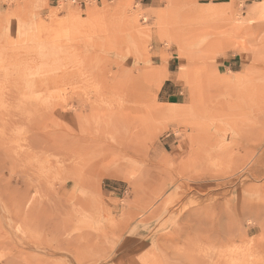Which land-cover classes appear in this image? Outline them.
I'll return each instance as SVG.
<instances>
[{"label": "rangeland", "instance_id": "1", "mask_svg": "<svg viewBox=\"0 0 264 264\" xmlns=\"http://www.w3.org/2000/svg\"><path fill=\"white\" fill-rule=\"evenodd\" d=\"M125 101L122 172L39 142L38 121L86 135ZM263 125L264 0H0V264H264ZM21 192L26 247L5 216Z\"/></svg>", "mask_w": 264, "mask_h": 264}, {"label": "bare ground", "instance_id": "2", "mask_svg": "<svg viewBox=\"0 0 264 264\" xmlns=\"http://www.w3.org/2000/svg\"><path fill=\"white\" fill-rule=\"evenodd\" d=\"M116 88L119 89L121 92H124V94H127V91H128L127 88L128 87L126 85L119 84V85H116ZM126 101L124 103L119 104L118 109L113 110V112H111L110 114H106L105 118L102 117V119H100V121H99V124L97 123V130L91 129L90 131H85L86 135L84 134V131H81V132L80 131H78V132L73 131L72 134L71 133L65 134L63 132H57V131L54 132L51 129V127L55 126V124H56L55 122L51 121V123H49L50 121H46L47 119L44 121L43 120L38 121L35 124L36 125L35 128L38 130L37 133H38V137H39L38 138L39 142L40 143L42 142V143L46 144L47 146L49 145V147L52 149V146L57 147L61 144L59 140L57 141L54 139L61 137V139L63 141H66L67 144L69 145V147H71L72 152L74 154V156L72 158L73 159L72 163L67 168L68 170H78V169L81 170L84 167V168H86V171H88V172L92 173L94 171V173L96 172L98 175H102V172L104 171L103 167L107 164V165H109V166L111 165L113 168H115L114 169L115 172H122L124 169H126L129 166V160L124 161L123 159L124 158L126 159L128 157V154H130V152L132 153L133 151H137L135 148V144H133L131 141H129L128 130H129V126L130 125L132 126L131 121L126 119L127 114H123L121 116V113H123V112L126 113L127 111L132 110L135 107ZM50 114L52 116L56 117L57 119L58 118L65 119L67 117V115H61L59 109L52 110ZM233 115L235 116L234 113H233ZM68 121H70L69 124L72 126H77L79 124H82V122H83L82 118L80 116H76V117H73L71 119L68 118ZM263 129H264V125H263ZM64 131H66V129ZM261 143H262V140H257L255 148L258 149L260 146H262ZM2 155H3V153H2ZM4 162L11 164V161L9 159H7V161L5 160ZM6 169H8V167ZM59 171L60 170H58V173H60ZM31 176H33V174ZM35 176H36V174H35ZM15 177L17 178V176H15ZM7 180L9 181V179H7ZM8 181H7V185H8ZM31 185H33V184H31ZM66 188H67V184L59 187V189L55 190L53 192V194H51L52 192L50 191L51 192L50 195H53V198H52L53 203H52L51 208L47 209V211H49V212L52 211L55 213H58V212L62 213V212H64V210L67 209L66 208L67 205L64 206L63 203H61L58 199V197L66 194ZM18 191L20 192V190H18ZM16 194H18V193H16ZM28 195L29 194H27V193L21 192L20 195L18 196L19 198L16 201L14 199L15 202L12 203V204H14L12 206V208L6 207V213H5L6 218H8L9 216H14L15 222H14L13 227L16 230L15 233H16V235L18 234V236L20 238V243L22 245L25 244L24 245L25 247H26V245L29 246V245L34 243L33 242L34 238L32 237V235L26 236L25 233H29L37 227L36 218L38 217L37 211H36L37 208L35 209V204H34V202H36V201L29 199ZM50 200H51V197H50ZM47 202H49V201H47ZM45 203H44V205H45ZM49 203H51V202H49ZM9 205H10V203H9ZM37 206H38V204H37ZM49 206L47 203V207H49ZM43 209L45 210L44 207H43ZM4 210H5V208H4ZM165 211H167V210H165ZM41 213H39V214H41ZM61 213L59 215H61ZM46 216L48 217V215H46ZM49 217H51V215ZM58 219H60V218H58ZM73 220H74V216L66 217L62 220V222H61L62 233L65 231L66 228H68L67 227L68 224H71V222ZM48 221H47V223H48ZM66 232L67 231H65V234H66ZM65 241L69 242L67 239ZM22 245H21V247H22ZM3 246H4V244H3ZM11 249H14V248H11Z\"/></svg>", "mask_w": 264, "mask_h": 264}, {"label": "crops", "instance_id": "3", "mask_svg": "<svg viewBox=\"0 0 264 264\" xmlns=\"http://www.w3.org/2000/svg\"><path fill=\"white\" fill-rule=\"evenodd\" d=\"M162 88H161V92L164 94V95H167L168 97H173L175 96L174 93H171V87L172 86H175V82H173L172 78H169L167 79L164 83H162Z\"/></svg>", "mask_w": 264, "mask_h": 264}]
</instances>
